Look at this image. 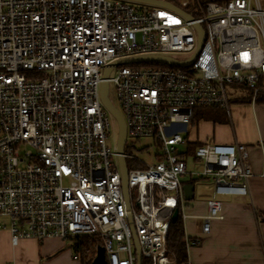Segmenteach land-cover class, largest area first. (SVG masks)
Returning a JSON list of instances; mask_svg holds the SVG:
<instances>
[{
  "label": "built area",
  "instance_id": "built-area-1",
  "mask_svg": "<svg viewBox=\"0 0 264 264\" xmlns=\"http://www.w3.org/2000/svg\"><path fill=\"white\" fill-rule=\"evenodd\" d=\"M163 1L174 9L134 8L130 0H0V229L13 244L96 236L107 264H135L116 140L107 143L116 122L101 102L105 81L123 119L141 260L174 262L165 238L175 209L182 222L188 217L185 127L198 109L264 96V0ZM146 55L194 58L184 66L111 65ZM235 86L243 91L229 97L226 88ZM247 149L199 144L191 158L201 167L190 176L210 178L216 197L245 195L254 174ZM216 197L200 216L204 234L223 218Z\"/></svg>",
  "mask_w": 264,
  "mask_h": 264
},
{
  "label": "crops",
  "instance_id": "crops-1",
  "mask_svg": "<svg viewBox=\"0 0 264 264\" xmlns=\"http://www.w3.org/2000/svg\"><path fill=\"white\" fill-rule=\"evenodd\" d=\"M260 99V97H259ZM250 102L245 94L232 98L228 108L207 107L196 110L185 127L188 161L193 149L203 143H243L248 149L253 176L245 195L213 194L210 178L184 176L183 185L192 188L185 199L188 217L182 222L185 234V264H264V101ZM190 157V158H189ZM194 169V168H193ZM191 169L190 171H192ZM216 197L221 203L222 219L210 222L209 233L201 232L207 202ZM0 264H80L65 241L48 238L19 239L11 242L8 228L0 229Z\"/></svg>",
  "mask_w": 264,
  "mask_h": 264
},
{
  "label": "water",
  "instance_id": "water-1",
  "mask_svg": "<svg viewBox=\"0 0 264 264\" xmlns=\"http://www.w3.org/2000/svg\"><path fill=\"white\" fill-rule=\"evenodd\" d=\"M129 1V0H127ZM130 1H134L137 3H148V4H152V5H162V6H166L169 8L174 9V7L163 1V0H130ZM196 28L198 30V46L202 43V37H203V32L202 29L200 28L199 25H196ZM194 56H192L189 60H187L186 62L184 61H178V60H173L164 56H154V55H146V56H134L131 58H127V59H121V60H117L116 62L112 63L111 65H116V64H127V63H131V62H144L146 63L147 61H156V62H165L169 65H188L192 60H193ZM108 70L109 68H106L104 70V76H107L108 74ZM101 91H100V98H101V102L104 103L105 107L107 108V110L109 111V113L111 114V116L114 117L115 122H116V131H117V139H116V146H117V152L119 154L118 156V161H119V169H120V175H121V190L123 193V197H124V202L126 205V209H127V220L129 222V228L131 231V234H133V243H134V249L136 251V261L135 264H141V254H140V249L138 247V243H137V239H136V234H134V229H133V223H132V219H131V214H130V205H129V199H128V190H127V175H126V163L125 160H123V157L121 156V153L123 151V143H124V139H125V131H124V124H123V119L122 116H120L119 111L117 110V108L115 107V105L113 104L112 101H110L109 99V93H108V87L105 81L102 82L101 84ZM182 188L184 189V196L186 199H190L191 195H192V188L191 185L189 184H184L182 186ZM178 210L175 209L173 211V213L171 214V221L174 222L176 221L178 218ZM96 254L94 255V257L92 258V261L90 264H107L105 261V254H104V250L102 246H97L96 247Z\"/></svg>",
  "mask_w": 264,
  "mask_h": 264
},
{
  "label": "trees",
  "instance_id": "trees-1",
  "mask_svg": "<svg viewBox=\"0 0 264 264\" xmlns=\"http://www.w3.org/2000/svg\"><path fill=\"white\" fill-rule=\"evenodd\" d=\"M259 100L264 101V96H259ZM174 222H170L166 230L165 248L168 258L174 260L175 264H185L186 247L185 234L183 233V225L180 216ZM68 246L74 252L76 259L80 264H90L92 258L96 254V247L101 245L98 237L77 236L69 239ZM67 246V245H66ZM141 264H152L147 259H142Z\"/></svg>",
  "mask_w": 264,
  "mask_h": 264
},
{
  "label": "rangeland",
  "instance_id": "rangeland-1",
  "mask_svg": "<svg viewBox=\"0 0 264 264\" xmlns=\"http://www.w3.org/2000/svg\"><path fill=\"white\" fill-rule=\"evenodd\" d=\"M131 5L134 7V8H144L146 6L144 5H141L140 3H137V2H132ZM226 91H227V95L230 97V95L232 93H238L239 91H243L241 88H239L238 86H235V87H227L226 88ZM108 92H109V96H110V99L111 101H114V96H115V93H114V88L109 86V89H108ZM114 103H116L114 101ZM199 110V109H198ZM201 110H206V108H201ZM110 135H109V138L107 139V143H109L110 145L113 144L116 140V135H117V131H116V125L115 123H112L111 127H110ZM142 143L146 142V141H141ZM126 152L130 153V154H135L136 156H139V157H144V160L146 162H153L156 159V157H151V156H147L145 157L144 156V153L142 151H139V150H132V149H128V147L125 148ZM190 158V157H189ZM191 162V159H189L188 161V167H187V173L190 172L191 169L193 168H200L201 167V164L200 162H195L193 164L190 163ZM127 166L128 168H134L136 167V164H133L130 160L127 161ZM185 180V179H183ZM204 181L207 180V179H203ZM132 204L134 205V207H136V204H134V201L132 199ZM1 220V219H0ZM3 221V220H2ZM63 241V240H62ZM65 241V247L67 248H70L68 246V244L70 243L69 240H64ZM67 245V246H66ZM71 249V248H70ZM72 250V249H71ZM170 264H175L174 262H170Z\"/></svg>",
  "mask_w": 264,
  "mask_h": 264
}]
</instances>
